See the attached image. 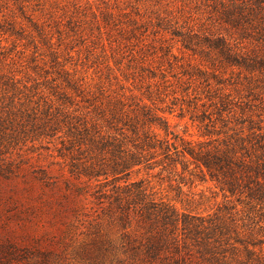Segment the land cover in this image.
<instances>
[{"label":"rangeland","instance_id":"rangeland-1","mask_svg":"<svg viewBox=\"0 0 264 264\" xmlns=\"http://www.w3.org/2000/svg\"><path fill=\"white\" fill-rule=\"evenodd\" d=\"M260 58L264 8L248 1L0 0V86L40 105L20 110L25 141L0 155V264H121L127 190L112 165L133 126L159 116L180 149L241 137L250 148L264 128ZM35 117L46 134L33 137ZM161 159L128 183L145 181L179 212L231 204L190 156Z\"/></svg>","mask_w":264,"mask_h":264},{"label":"trees","instance_id":"trees-1","mask_svg":"<svg viewBox=\"0 0 264 264\" xmlns=\"http://www.w3.org/2000/svg\"><path fill=\"white\" fill-rule=\"evenodd\" d=\"M242 1L264 8V0ZM256 64L263 68L264 58L252 66ZM5 85L7 83L0 86V155L7 153L5 149L12 142L25 141L27 119L24 118L27 115L20 110H40L38 102L32 105L28 97L18 96L21 92L16 86ZM156 121L163 125L166 138L160 139L151 130ZM147 124L133 126L134 138L129 142L134 150L124 148L122 156L112 165V172L126 179L125 206L118 217L125 230L121 264H264V239L254 238L255 233L264 231V128L258 127L259 133L254 136L256 142H250V148L241 137L240 143L238 140L217 145L187 142L180 149L167 138L168 126L162 117L151 116ZM31 125L33 137L46 134L44 129L39 130L36 117ZM121 135L124 140L129 137L122 132ZM157 156H162L161 162L170 164L183 163L190 156L196 168L205 169L211 179L219 183L231 204H226L222 213L214 215L179 212L170 202L157 198L145 181L128 183L133 167L150 166ZM95 169L92 172L100 174L101 168ZM233 197L246 208L242 210L244 216H239L241 210L231 201ZM131 226L142 231V235H134Z\"/></svg>","mask_w":264,"mask_h":264}]
</instances>
